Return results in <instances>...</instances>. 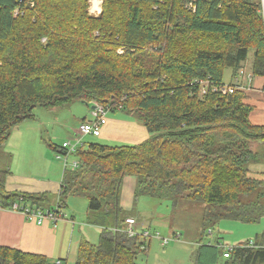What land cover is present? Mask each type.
<instances>
[{"label": "trees", "instance_id": "obj_1", "mask_svg": "<svg viewBox=\"0 0 264 264\" xmlns=\"http://www.w3.org/2000/svg\"><path fill=\"white\" fill-rule=\"evenodd\" d=\"M101 1L94 17L83 0H0V151L18 125L34 119L35 109L74 103L89 107V121L94 105L108 110L105 116L136 113L149 138L133 146L83 143L71 154L76 167H63L56 198L7 192L10 172L0 170V208L17 204L58 214L55 204L60 209L69 197L86 199L93 213L86 223L101 233L97 244L79 242L74 264H138L137 256L146 253L144 238L125 234L126 220L136 223L138 217H119L125 212V177L135 180L133 204L146 197L173 208L182 202L204 205L203 234L226 220L258 224L264 218V173L250 166H264V126L250 123L252 107L242 91L233 85L231 94L221 89L224 71L238 73L251 50L252 76L264 82L259 3ZM48 147L67 155L61 146ZM135 230L156 233L137 223ZM194 245V264H264V248L256 241L230 251L218 239L203 244L200 238ZM0 264L50 263L0 247Z\"/></svg>", "mask_w": 264, "mask_h": 264}, {"label": "crops", "instance_id": "obj_2", "mask_svg": "<svg viewBox=\"0 0 264 264\" xmlns=\"http://www.w3.org/2000/svg\"><path fill=\"white\" fill-rule=\"evenodd\" d=\"M98 11L99 10H97V12ZM100 13L101 12H99V14ZM244 63L239 72L235 75L231 70V80L226 86L233 85L237 90L242 91L245 96L247 95V99H251V101L254 102V105H251L248 102L249 100H245L247 101L246 104L252 107L249 121L254 126H264V82L261 77L255 78L252 76L251 69L250 71L246 70ZM34 111H37L35 113L38 114L34 115V119L27 121H38V125L34 126L33 124V126H30L32 130L26 126L28 125L26 123L30 122L25 121L21 123L14 129L16 130L15 135L12 138L9 137L7 140L9 142H6L7 144L5 143L2 146L3 151L7 148V153L4 152L5 154H15V158L11 160L14 171L6 178L5 189L7 192H25L29 194L48 193L56 198L61 189L64 164L62 163V166H59V164L56 163L57 153H55L53 148L50 149L48 145L47 147L55 153V156L46 152L43 145H46L47 142H44L43 138L39 137V135L42 129L49 126L52 128L53 125H59L63 129V135L67 137L62 143L72 141L76 135L78 125L81 124L83 120H90L89 107L80 103H74L65 109H48L46 110L48 111L47 115H53V121L51 123H47L46 121L42 122L40 120V110L39 112L37 109ZM116 119V117H110L109 120L107 119L105 125L100 130V135L91 138H98L99 142L114 143L115 140L122 135L120 134L118 126L113 123L116 122ZM53 132L54 130H52L50 134L54 135ZM141 134L149 138V134H144L142 131ZM50 138L47 139L49 145L53 144ZM88 138L90 137L85 138L83 141L91 142L88 141ZM12 139H14V143L11 142ZM9 155L11 158V154ZM71 158L72 162L74 158ZM39 161L45 164L38 163ZM57 161L61 160L58 159ZM71 162L66 161L67 165H70ZM252 166H255L253 168L255 172L264 173V166L259 164H254ZM49 171H51L52 174L49 175ZM134 186L135 180L133 177H125L123 179L120 190V206L126 211L133 206ZM69 211L70 209L67 212ZM66 214L63 215L61 212H58L59 218L56 219L55 222L45 220L42 224H37L33 220H28L20 212L0 208V247H7L24 253L44 256L50 264H74L75 260L73 259V254L80 241H87L88 230H97L100 235L101 229L88 225L86 220H75L73 215L67 214L66 216ZM136 223L139 229L150 228L144 220H138ZM262 231L263 230H260L259 235H256V238L252 240L261 243L259 248H264V233H261ZM194 244H192V246H195ZM221 244L225 246V248L231 247L223 243ZM195 250L196 249H193L192 256ZM62 260L66 261L61 262Z\"/></svg>", "mask_w": 264, "mask_h": 264}, {"label": "rangeland", "instance_id": "obj_3", "mask_svg": "<svg viewBox=\"0 0 264 264\" xmlns=\"http://www.w3.org/2000/svg\"><path fill=\"white\" fill-rule=\"evenodd\" d=\"M83 1H85L87 5L88 14L90 16L97 17L99 12H101L102 1L101 0H83ZM97 10L99 11L97 12ZM252 59H253V51L251 50L248 54L246 62L244 63V66L248 71H250L251 69ZM231 73L232 71L230 69L224 71L223 82L225 86L230 83ZM246 100H249L248 102L251 105H254V102L251 101V99L246 98ZM37 110L38 112L40 110L41 113L40 120L42 122L46 121L47 123H51L53 121V115L51 114L47 115L48 111L46 110L48 109L38 108ZM35 112L37 111H34L33 115L38 114ZM110 117L117 118L115 120L117 123L113 121H109V122H113L114 125L118 126V128L120 129V134H122L121 137L117 138L114 143L99 142L98 138H91V137L88 138V141L99 143L101 145L104 144L110 146H133L140 144L148 139L147 136L145 135L143 136L141 134L142 131L144 132V134L148 135V131L139 121V118L136 113H125V112H121L120 110H115L113 112L108 113L105 116L106 121L107 119L109 120ZM27 122H30V123H26L28 124L26 125L28 126V128H31L30 126H33V124L34 126H37L39 123L38 121H27ZM52 130H54L53 132L54 135L50 134ZM15 132L16 130L12 131L10 138H12L15 135ZM39 137H42L43 141L47 142L46 145L45 144L43 145L44 148L46 149V152L50 155L53 154L54 156L55 153H53L47 147V145H49L47 139L52 137L50 138L51 141H53L52 143L54 145L60 146L62 141L67 138L63 135V129L59 125H53L52 128L51 126H49L45 129H42ZM6 142L8 143L9 141ZM11 142L14 143V139H12ZM257 147L258 145L256 144L252 145V149L254 150L257 149ZM6 150L7 148L3 151L1 147L0 170L8 169L9 172L11 173L14 171L11 160L15 158V154L9 153L12 156L10 158L9 156L5 155V153H7ZM71 157L72 156H68L66 158V161L71 162L72 160ZM56 158L58 160V155L56 156ZM64 159L65 158L61 156L59 159L61 161L56 160V163H58L59 166H62V163L64 164ZM38 163L45 164L44 162H40V161ZM254 167L255 166H250V170L253 172H255V170H253ZM50 174H52L51 171H49V175ZM261 177H263L264 180V175ZM51 206L54 209V204H51ZM87 206L88 203L86 199L84 198L81 199L78 197H69L66 201L65 208L58 209L55 204V210L61 212L64 215L70 209V211L67 212V214L73 215L75 220L85 221V220H90L88 213L93 217L92 212H87ZM203 211H204V205L199 203L182 202L179 203L176 208H173L171 203L168 201L160 202L154 199L141 197L136 201L135 204H133V207H131V209L127 210V212L125 210V212H122L119 217L120 219H124L126 216L129 215L136 216L138 217L139 220L146 221V223L151 227V229H155V232L159 233L161 238L170 239V242L166 246H162L160 242L155 239H147L146 243L148 249L146 253L137 256L136 261L138 264H194V260H192L193 258L191 259V256L193 249H196V247L192 246V244L198 242L200 238H202L203 244H207L208 242H212L218 239L219 242L223 243L224 245L235 246L239 243H245L247 241L254 240L256 238V235H259L260 230H263L261 233H264V219H262L258 224H251V225L232 222L228 220L221 221L216 226L209 227V229H212L211 235L209 234L210 231L208 230H206L205 234H203V228L201 223ZM109 224L113 225L112 223ZM98 232L99 231L97 230H88L87 233L88 239L86 240L91 244H97L99 237ZM175 234L180 235V242H177V240H173V236ZM75 256H76V250L75 253L73 254L74 260H75Z\"/></svg>", "mask_w": 264, "mask_h": 264}, {"label": "built area", "instance_id": "obj_4", "mask_svg": "<svg viewBox=\"0 0 264 264\" xmlns=\"http://www.w3.org/2000/svg\"><path fill=\"white\" fill-rule=\"evenodd\" d=\"M259 5H260V12L263 16L264 19V0H256ZM222 93H233V89L225 86L221 89ZM108 110L102 109V107L94 105V110H92V116L94 118L93 121H89L87 123H81L77 127L76 130V135L72 141H67L62 143L61 148L66 151V156H63L64 159V165L66 164V158L70 156L71 154L75 153L76 149L78 147H82L83 143H85L83 140L87 137H97L100 132H99V123L103 124L105 122V114L107 113ZM99 121V123H96V121ZM62 155H58V159H60ZM70 165L72 167H76V162L73 160ZM12 211L20 212L22 213L28 220H33L37 224H42L45 220H51L53 222L56 221V219L59 218V215L56 214L55 212H50V211H43V210H38V209H32L29 207H20L17 204H14L12 208L10 209ZM55 210V209H54ZM126 230L125 234L128 237H135V236H141L145 240L147 239H155L160 242L162 246H166L169 242L170 239H165L161 238L158 232L154 234H150L148 231H137L135 230L136 223L132 219L126 220ZM179 235L175 234L173 236V240H177ZM225 250H232V248L222 246ZM251 248H258L254 247L253 244H251ZM224 258L228 257V252H225Z\"/></svg>", "mask_w": 264, "mask_h": 264}]
</instances>
